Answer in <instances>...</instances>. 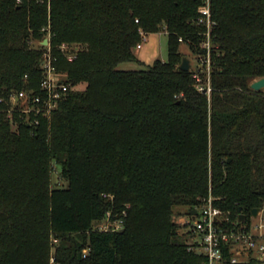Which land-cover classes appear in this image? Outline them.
<instances>
[{
  "label": "trees",
  "instance_id": "obj_1",
  "mask_svg": "<svg viewBox=\"0 0 264 264\" xmlns=\"http://www.w3.org/2000/svg\"><path fill=\"white\" fill-rule=\"evenodd\" d=\"M203 3L0 0V264H202L175 211L209 195L233 218L261 208L264 92L251 84L264 77V0H211L210 71H184L182 43L207 59ZM161 31L168 60L119 68ZM48 38L75 88L50 118L16 113L13 125L11 94L42 93ZM54 164L63 187L51 186ZM108 212L118 231L98 229Z\"/></svg>",
  "mask_w": 264,
  "mask_h": 264
},
{
  "label": "built area",
  "instance_id": "obj_2",
  "mask_svg": "<svg viewBox=\"0 0 264 264\" xmlns=\"http://www.w3.org/2000/svg\"><path fill=\"white\" fill-rule=\"evenodd\" d=\"M198 9L199 16L196 22L206 28L203 46L207 50V59H201V61L203 64H207L209 72L210 51L213 46L211 31L215 25L212 17L211 0H204ZM141 47L142 43H139L136 48L140 49ZM48 48L47 56L43 62L42 93L36 94L20 90L13 92L10 96L8 120L13 125L15 124L14 114L16 113L22 117L23 114L33 113L35 120L34 123L30 124H38V116L50 118L60 101L66 98L70 90L75 88L71 81L58 74L50 44ZM61 49L68 60H74L79 46L66 43L62 45ZM196 78L197 88L202 92L206 90V94L210 98L213 90L210 76L204 84L200 83L201 74L199 72L196 73ZM214 200V197L209 195L194 209L195 214H192L191 211L186 213V217L180 216L178 218V223L185 226V232L190 238L189 249L197 253L201 251L202 264H241L249 261L264 264V203L259 208L257 216L251 213L250 216L247 215L244 222H240L239 216L233 218ZM122 227L123 221L113 219L111 212H108L105 222L99 225L98 229L100 231H118Z\"/></svg>",
  "mask_w": 264,
  "mask_h": 264
},
{
  "label": "rangeland",
  "instance_id": "obj_3",
  "mask_svg": "<svg viewBox=\"0 0 264 264\" xmlns=\"http://www.w3.org/2000/svg\"><path fill=\"white\" fill-rule=\"evenodd\" d=\"M142 47L140 49H136L137 58L138 61H130L126 63H122L119 65L120 69L124 70H130V69H146L149 65H152L157 60H168V49H169V41H168V34L166 31H162L161 33H149L145 39L141 41ZM44 46H48L43 44V41L40 43ZM34 45H38V42H35ZM181 51L184 56H188L192 60V67L193 68H202L204 64L202 63L201 59H205V57H202L200 59H197V56L193 54L186 43L181 44ZM208 68V67H207ZM210 75L208 77L201 75L200 83L204 84ZM81 88L80 85L76 86V89ZM264 92V89L262 90ZM53 174L51 179V186L54 187H63L67 183L66 181L61 177V173L59 171L58 166L56 164L53 165ZM186 209L177 210L173 213V220L178 225V232L179 235L186 234L185 232V226L178 223V218L180 216H185Z\"/></svg>",
  "mask_w": 264,
  "mask_h": 264
},
{
  "label": "water",
  "instance_id": "obj_4",
  "mask_svg": "<svg viewBox=\"0 0 264 264\" xmlns=\"http://www.w3.org/2000/svg\"><path fill=\"white\" fill-rule=\"evenodd\" d=\"M43 44L49 45L48 44V39H45L44 42H43ZM179 67H180V69H182L184 71H190L191 70V67H192V60L188 56H183L182 62L180 63ZM251 87L255 91L263 90L264 89V77L263 78H259L258 80L254 81L251 84ZM206 92L207 91L205 90L204 93H206ZM259 210H260L259 208H254L251 213L254 216H257L258 215L257 213L259 212ZM195 213H196V211L195 210H192V214H195ZM246 217H247V215L241 213L239 215V221L240 222H244L246 220ZM200 253H201V251L198 252V255Z\"/></svg>",
  "mask_w": 264,
  "mask_h": 264
},
{
  "label": "crops",
  "instance_id": "obj_5",
  "mask_svg": "<svg viewBox=\"0 0 264 264\" xmlns=\"http://www.w3.org/2000/svg\"><path fill=\"white\" fill-rule=\"evenodd\" d=\"M162 32V31H161ZM137 49V48H136Z\"/></svg>",
  "mask_w": 264,
  "mask_h": 264
}]
</instances>
